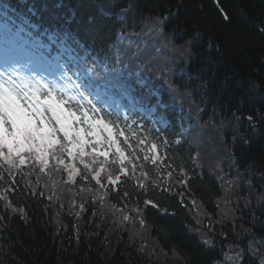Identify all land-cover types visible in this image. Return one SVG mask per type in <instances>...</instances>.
I'll list each match as a JSON object with an SVG mask.
<instances>
[{
  "label": "trees",
  "instance_id": "trees-1",
  "mask_svg": "<svg viewBox=\"0 0 264 264\" xmlns=\"http://www.w3.org/2000/svg\"><path fill=\"white\" fill-rule=\"evenodd\" d=\"M16 1L23 15L1 23L8 37L20 31L64 50L90 44L112 66L138 57L142 73L166 89L149 90L145 117L160 128L178 120L194 137L203 128L213 144L202 156L218 166L228 158L237 180L225 191L210 174L219 168L199 171L188 143L166 155L156 131L161 159L148 178L129 174L100 189L91 178L60 186L58 173L55 186L45 173L17 177L8 198L24 211L0 199V264H228L225 254L239 246L245 264H260L249 247L264 242V0ZM140 38L151 43L137 45Z\"/></svg>",
  "mask_w": 264,
  "mask_h": 264
},
{
  "label": "snow or ice",
  "instance_id": "snow-or-ice-1",
  "mask_svg": "<svg viewBox=\"0 0 264 264\" xmlns=\"http://www.w3.org/2000/svg\"><path fill=\"white\" fill-rule=\"evenodd\" d=\"M30 44L23 58L0 57V199L8 201L6 208L21 213L24 210L14 208L8 198V193L16 190L17 177L29 176L37 170L50 176L51 170H57L66 172L67 182L73 184L77 177L86 181L90 175L100 189L106 187L103 180L115 188L121 183V176L129 177L125 161L131 165L134 174L137 165L133 163V159H139L127 155L121 147L117 135L123 136V131L115 134L109 123L102 118L90 116L87 110L77 115L71 106L65 107L68 100L58 98L56 92L47 84H42L46 89L44 95L38 88L21 87L18 84V81L25 79L19 71L21 59L47 63L61 58L58 50L53 51V42L44 44L39 37H32ZM87 86L105 92L113 99H131L130 86L122 82L89 81ZM88 103L91 105V101ZM91 108L98 116L101 109L95 105H91ZM81 123H86L87 127H81ZM102 133H106L103 138ZM156 148V143H152L151 149ZM110 152L115 157L111 163L118 165L117 175L109 167ZM159 159L161 157L154 154L152 163L155 164ZM77 165L83 167V172ZM26 167L30 169L28 172L24 171ZM171 175L169 172L168 176ZM5 176L10 183L9 187H3ZM141 176L148 178V173L142 172ZM36 179L38 181L39 176ZM184 183H187L186 179ZM24 184L29 185L30 181L24 180ZM139 187L146 189L142 182ZM105 196L107 191L102 192L100 199L103 200ZM123 196L127 197L128 192L125 191ZM48 199L51 200L52 197L49 196ZM146 203L152 204V201ZM80 208L83 210L84 205L81 204ZM128 219L129 216L125 215L124 220Z\"/></svg>",
  "mask_w": 264,
  "mask_h": 264
},
{
  "label": "rangeland",
  "instance_id": "rangeland-1",
  "mask_svg": "<svg viewBox=\"0 0 264 264\" xmlns=\"http://www.w3.org/2000/svg\"><path fill=\"white\" fill-rule=\"evenodd\" d=\"M183 43V41L181 42ZM46 77V76H45ZM29 79V77H27ZM47 79H45L44 77H40L39 82H36V85H40L42 86V84H50L52 82V79L50 77H46ZM23 82V81H20ZM42 82V83H40ZM24 83V87L26 86L25 82ZM39 88H43V87H39ZM220 123H222L220 121ZM203 131V128L197 129V131H195L196 136L194 137V142L197 145H212L213 144V139L211 138L210 134H208L207 132L203 133L201 132ZM232 188V185L229 184V186L226 187V189L230 190ZM62 200H64V198H62ZM242 246H239L238 249H232L230 251L229 257L227 258V260L233 264H239L242 260H244L243 258V253H244V249H242ZM249 251L258 258L257 263L260 262V264H264V242L260 237H256L253 238L249 247ZM108 258V257H107ZM129 264H144L140 258H134L131 259ZM164 264V263H161ZM170 264V263H168ZM173 264V263H172Z\"/></svg>",
  "mask_w": 264,
  "mask_h": 264
},
{
  "label": "bare ground",
  "instance_id": "bare-ground-1",
  "mask_svg": "<svg viewBox=\"0 0 264 264\" xmlns=\"http://www.w3.org/2000/svg\"><path fill=\"white\" fill-rule=\"evenodd\" d=\"M110 6H114V3L112 2ZM108 10H111V9L109 8ZM224 90H225V89H224ZM227 97H228L227 94H226V95H222L221 101H222L223 99L227 98ZM221 101H219V103H220ZM219 103H218V104H219ZM221 103H222L224 106L227 107V109H226L225 111H228V110H229V105L226 104V103H224V102H221ZM218 104H215V107H216ZM210 105H211V104H210ZM223 117H224V116H222V115H220V114H218V115L215 116V118H217L218 120L221 119V118H223ZM218 120H215L214 122L216 123Z\"/></svg>",
  "mask_w": 264,
  "mask_h": 264
}]
</instances>
